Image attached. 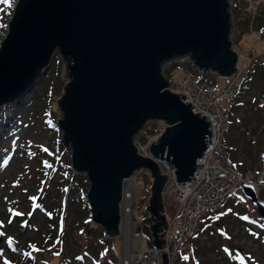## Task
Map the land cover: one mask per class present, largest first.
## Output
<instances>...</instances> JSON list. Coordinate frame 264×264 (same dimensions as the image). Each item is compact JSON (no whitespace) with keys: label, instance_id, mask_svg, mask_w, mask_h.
Wrapping results in <instances>:
<instances>
[{"label":"water","instance_id":"1","mask_svg":"<svg viewBox=\"0 0 264 264\" xmlns=\"http://www.w3.org/2000/svg\"><path fill=\"white\" fill-rule=\"evenodd\" d=\"M229 29L227 0H18L0 43V106L21 97L59 52L70 79L57 101L58 125L73 169L90 182L92 222L119 233L124 183L142 167L152 178L143 223L160 248L167 175L137 154L133 137L148 119L167 123L149 152L175 168L176 181L190 180L210 143V121L167 88L161 64L189 54L199 67L235 72ZM239 189L264 222L255 187L243 180ZM161 260L167 264L165 254Z\"/></svg>","mask_w":264,"mask_h":264},{"label":"rangeland","instance_id":"2","mask_svg":"<svg viewBox=\"0 0 264 264\" xmlns=\"http://www.w3.org/2000/svg\"><path fill=\"white\" fill-rule=\"evenodd\" d=\"M16 3L13 0L11 8L0 11V24L6 25L0 27V43ZM227 10L229 36L232 48L242 57V70L235 97L224 102L227 129L221 148L239 179L252 184L264 202V0H227ZM66 63L56 52L49 68L27 93L0 106V264H91L89 257L96 256L101 247L106 249L107 264H123L126 218L130 249L143 250L147 240L137 232L139 221L141 227L146 226L143 219L152 181L147 169L130 182L129 213L124 211L126 200L119 204L117 235L105 234L101 225L90 221L86 199L90 182L86 172L73 169L72 148L64 144L58 125L62 112L57 101L70 79ZM188 63L185 60L166 68L167 78L175 82L187 71L195 72ZM250 64L252 72L241 86ZM202 79L214 88L223 87L227 81L210 74ZM157 121L148 119L141 127L140 141L145 147L162 130ZM171 186L172 181H167L162 194L168 221L178 209V201L169 192ZM178 225L176 219L173 232ZM262 225L254 205L236 188L220 210L209 212L194 233L184 238L182 249H190V256L185 255L188 259H181L184 254L177 251L172 264H264ZM147 243L144 249L148 252L153 249L152 238ZM35 246L42 251L34 257L28 251ZM147 252L139 264L155 263L156 257ZM85 253L89 254L83 257L85 261L74 262ZM171 259L168 256L167 263Z\"/></svg>","mask_w":264,"mask_h":264},{"label":"built area","instance_id":"3","mask_svg":"<svg viewBox=\"0 0 264 264\" xmlns=\"http://www.w3.org/2000/svg\"><path fill=\"white\" fill-rule=\"evenodd\" d=\"M229 41L231 49L237 53V60L234 65V68L237 67V69L235 72L233 70L227 76L220 75L217 71L211 68L199 67L196 63H194V59H192L189 54L174 56L165 60L161 64V73L168 82L167 88L179 96L184 94L185 97H182L184 103H190L192 105L191 110L194 113L198 114L200 117L205 115L206 117L204 119L207 122L210 121L208 126V130H210L211 134V136H208L210 143L206 144V148L202 155L196 159L199 166L196 168L195 173L200 171V163L203 161L202 169L197 175L194 173V177L190 180L191 188L194 187V192L192 193L194 197L190 199L187 195L184 196V194H181V190L179 189L181 187L177 186V184L169 189V192L174 195L176 201H178V209L175 218V220H179L178 228L175 231L176 248L179 244L184 242V238L186 236L194 233L197 229L199 221L204 216L211 211L221 209L226 198L234 192L239 183L234 172L235 170L233 164L221 148L222 133H224L227 129L224 102L235 97L237 89L239 88L238 79L240 78L242 70V57L235 49L232 48V40L230 39V36ZM185 60L189 61L188 64H190L195 72L187 71L175 82L169 80L165 69L170 68L174 64H183ZM209 74L211 76L218 75L226 78L227 81L225 85L220 88H214L210 83L205 82L202 78ZM167 125V123H164L161 132ZM140 130H143V128H140L133 137V145L136 148L137 154L154 159L158 163L162 173H166L167 175L169 171L172 173L174 169L169 165V163L154 158L149 152V145L154 141V139L148 141L147 147L141 143L139 138ZM143 170L144 168L142 167L133 170L126 181L128 180L131 182L132 178ZM129 197L130 191L124 193L123 188L121 201L126 200L127 209L124 211H127L128 213L130 211ZM175 220L169 224L167 229L168 233L172 231L171 227ZM145 249L141 252L142 254L144 253L143 256L147 252V249ZM147 253L150 252L148 251ZM171 256L172 259L169 260L167 264H172L174 255L172 254ZM137 261V264H139L140 258ZM154 262V264H159V259L156 258Z\"/></svg>","mask_w":264,"mask_h":264},{"label":"bare ground","instance_id":"4","mask_svg":"<svg viewBox=\"0 0 264 264\" xmlns=\"http://www.w3.org/2000/svg\"><path fill=\"white\" fill-rule=\"evenodd\" d=\"M35 83V82H34ZM33 83V84H34ZM68 83V82H67ZM66 83V84H67ZM33 84H32V86H33ZM31 86V87H32ZM31 87L28 89V90H26L25 92H24V94L25 93H27L30 89H31ZM23 94V95H24ZM22 95V96H23ZM21 96V97H22ZM21 97H19L18 99H15V100H13V101H18ZM160 122H161V120H159ZM165 122L163 121V124H164ZM222 135H223V133H222ZM139 138H141V135H139ZM151 140V139H150ZM161 161H165V160H161ZM166 162V161H165ZM157 163V162H156ZM203 163V161L200 163V171H201V169H202V164ZM158 164V163H157ZM196 165H195V167H194V171H193V173H192V175L190 176V180H191V178H193L194 177V173H195V170H196V168L199 166L198 165V163L196 162L195 163ZM169 165L175 170V168L169 163ZM173 170V172L171 173L170 171L168 172V175L166 174V173H164V174H166L167 175V181H172V186H175L176 184H177V186H179V187H181V188H179L180 190H181V194H184V196L185 195H187V197L188 198H193L194 197V195L192 194L193 192H194V187H192L191 188V184H190V180L189 181H186V182H184V183H179L178 181H176V175H175V171ZM199 171V172H200ZM199 172H196L195 173V175H197ZM235 172V171H234ZM235 174H236V172H235ZM236 176H237V180H238V185H240V183L243 181V180H241V179H239V177H238V175L236 174ZM167 181H166V183H167ZM165 183V184H166ZM237 185V186H238ZM171 186V187H172ZM170 187V188H171ZM130 188H131V184H130V182L127 180L126 182H125V186H124V193L125 192H129L130 191ZM169 188V189H170ZM236 188H239V186L238 187H236ZM164 189H165V186H164ZM164 189H163V191H164ZM179 191V190H178ZM228 198V197H227ZM227 198H226V200H225V203L227 202ZM225 203L222 205V207L225 205ZM178 205V204H177ZM221 207V208H222ZM165 208H164V213H165ZM218 210H220V209H218ZM215 211H217V210H215ZM165 215H166V213H165ZM175 218H176V214H175V216L173 217V219L171 220V221H168V219H167V215H166V219H167V223H168V225H167V228L166 229H162L161 230V232L160 233H163L162 235H161V239H164V243H161L160 244V248H157V250H154V249H156V248H154V249H152V250H150L149 252H150V254L149 255H151V256H154V257H156V258H158L159 259V256H162V254H165L166 255V257H168V256H170V255H172V254H174L175 256H176V254H175V252L177 253V251H179L180 250V247H181V244H179L178 246H177V248H176V234H175V232H173V231H171V232H167V229H168V227H169V224L172 222V221H174L175 220ZM200 222V221H199ZM128 223H129V221H128ZM139 223H140V225L142 224V222L141 221H139ZM139 225V228H138V230H137V232L139 233V235L140 236H142V237H144V238H146L147 240H144V243H143V250H141V251H134V250H131L130 249V230H129V226H128V224H127V218L125 219V230H124V233H125V236H124V249H123V256H122V260H123V264H137V260L140 258V261H142V258H143V254L141 253V252H143L144 251V248H147L146 246V244H148L147 242H149V240L152 238L151 237V235H150V232H149V229L147 228V226H145V227H141ZM199 225V224H198ZM173 226V225H172ZM198 227V226H197ZM104 229V228H103ZM171 230H172V227H171ZM119 231H120V228H119ZM106 234H108V233H106ZM118 234V233H117ZM117 234H113L112 236H114V235H117ZM111 235V234H110ZM188 236H190V235H188ZM152 244V243H151ZM176 248V249H175ZM154 261V260H153ZM149 263V262H148ZM150 264V263H149ZM153 264V263H152Z\"/></svg>","mask_w":264,"mask_h":264},{"label":"trees","instance_id":"5","mask_svg":"<svg viewBox=\"0 0 264 264\" xmlns=\"http://www.w3.org/2000/svg\"><path fill=\"white\" fill-rule=\"evenodd\" d=\"M17 2H18V0H17ZM17 4V3H16ZM68 64V63H67ZM67 64H66V68H67ZM243 72H244V69H243ZM252 72V64H250L248 67H247V70H246V73H245V75L243 76V78H242V82H241V86L242 85H244V83L246 82V78H248V75H249V73H251ZM65 86H66V84H65ZM65 86H64V88H65ZM63 88V89H64ZM158 122V124H159V126L161 127V128H163V126H164V124L162 123V122H160V121H157ZM161 131H158V133L156 134V136H158L159 135V133H160ZM90 218V221L92 222V220H91V216L89 217ZM62 220H63V217H62ZM88 221V220H87ZM89 222V221H88ZM62 223H64L63 221H62ZM65 224V223H64ZM102 227V226H101ZM102 228H104V227H102ZM62 231H63V229H62ZM103 232L106 234V231H105V228L103 229ZM105 240V239H104ZM184 244H185V241L182 243V245H181V247H180V252H182L184 255V257H185V255L187 256V257H189L190 256V252H189V250L190 249H188V248H186L187 249V251H184V249H182V248H184L185 246H184ZM111 247L113 248V245L111 244ZM105 248H100L99 250H98V252L96 253V256H94V255H91L89 258H91L92 260H93V262L91 263V264H107L106 263V260H105ZM42 251V249H40L39 247H37V246H35V247H32V249H30L29 248V251L28 252H30L32 255H34V257L39 253V252H41ZM56 255V254H55ZM54 255V256H55ZM87 255H89L88 253H85V254H83L82 256H81V259L79 258H77V257H75L74 259H75V261L74 262H76V261H81V262H83V261H85V258H83V257H85V256H87ZM183 256H181L180 258L182 259V258H184ZM56 257H58V255H56ZM80 257V256H79Z\"/></svg>","mask_w":264,"mask_h":264},{"label":"snow or ice","instance_id":"6","mask_svg":"<svg viewBox=\"0 0 264 264\" xmlns=\"http://www.w3.org/2000/svg\"><path fill=\"white\" fill-rule=\"evenodd\" d=\"M12 3H13V0H0V5H4V8H0V11H4L6 8H11ZM0 27H6V25L0 24ZM45 151H47V150L45 149ZM4 164L5 165L7 164V160L4 161ZM13 214L14 215H21L20 213H13ZM245 219H247V218H245ZM262 227H264V225H262ZM2 235H3V233H0V236H2ZM9 244H11V240H9ZM225 251L227 252L228 250L225 249ZM237 256H239V254H237ZM184 259H188V258L184 257ZM241 259H243V258L241 257Z\"/></svg>","mask_w":264,"mask_h":264},{"label":"flooded vegetation","instance_id":"7","mask_svg":"<svg viewBox=\"0 0 264 264\" xmlns=\"http://www.w3.org/2000/svg\"><path fill=\"white\" fill-rule=\"evenodd\" d=\"M147 216V215H146ZM148 228V227H147Z\"/></svg>","mask_w":264,"mask_h":264}]
</instances>
